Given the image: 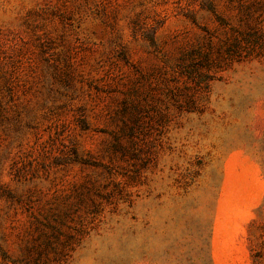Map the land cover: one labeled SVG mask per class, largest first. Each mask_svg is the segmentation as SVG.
<instances>
[{
	"label": "rangeland",
	"instance_id": "rangeland-1",
	"mask_svg": "<svg viewBox=\"0 0 264 264\" xmlns=\"http://www.w3.org/2000/svg\"><path fill=\"white\" fill-rule=\"evenodd\" d=\"M0 264H264V0H0Z\"/></svg>",
	"mask_w": 264,
	"mask_h": 264
}]
</instances>
